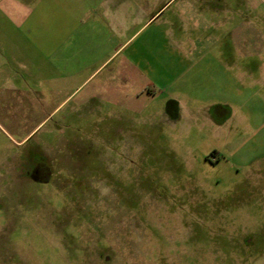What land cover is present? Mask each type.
Segmentation results:
<instances>
[{"label": "rangeland", "instance_id": "374dc122", "mask_svg": "<svg viewBox=\"0 0 264 264\" xmlns=\"http://www.w3.org/2000/svg\"><path fill=\"white\" fill-rule=\"evenodd\" d=\"M234 2L173 87L175 121L162 90L134 122L83 120L62 80L0 72V264H264V0ZM39 151L48 183L22 173Z\"/></svg>", "mask_w": 264, "mask_h": 264}, {"label": "crops", "instance_id": "0c3cea01", "mask_svg": "<svg viewBox=\"0 0 264 264\" xmlns=\"http://www.w3.org/2000/svg\"><path fill=\"white\" fill-rule=\"evenodd\" d=\"M235 6L234 0H0V72H11L14 62L52 90L62 80L70 93L57 106L72 101L71 113L83 120L134 122L162 90L167 103L160 115L175 121L188 111L173 87L185 82L197 43L209 38L204 27L234 21ZM9 87L23 98L20 84ZM213 106L205 118L220 124L229 117L214 120Z\"/></svg>", "mask_w": 264, "mask_h": 264}, {"label": "flooded vegetation", "instance_id": "af4514ba", "mask_svg": "<svg viewBox=\"0 0 264 264\" xmlns=\"http://www.w3.org/2000/svg\"><path fill=\"white\" fill-rule=\"evenodd\" d=\"M212 110H211V116L214 118V120L220 121L221 117L218 118V116L215 115L214 111H212ZM226 114H228V113H226ZM225 115H223V117ZM37 154L38 155H35V160L34 159L32 161L29 160L30 166L26 167V168L24 167V169H22L23 170L22 173L25 175V177H29L34 181L42 182V183H48L50 181V177L53 174V170L55 168L54 167L55 163L49 162L47 160V157L44 154V152L39 151ZM212 155H214V152H212ZM28 158L29 157L27 155L24 157V160L27 162ZM49 164L52 165V167H50ZM7 176H8V174H5V178H4L5 182L10 180V178H8Z\"/></svg>", "mask_w": 264, "mask_h": 264}]
</instances>
